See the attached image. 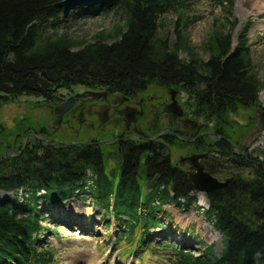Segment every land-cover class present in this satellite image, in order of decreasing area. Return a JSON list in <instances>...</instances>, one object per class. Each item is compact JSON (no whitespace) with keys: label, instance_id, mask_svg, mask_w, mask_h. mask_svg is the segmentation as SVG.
I'll return each instance as SVG.
<instances>
[{"label":"trees","instance_id":"1","mask_svg":"<svg viewBox=\"0 0 264 264\" xmlns=\"http://www.w3.org/2000/svg\"><path fill=\"white\" fill-rule=\"evenodd\" d=\"M60 1L0 0V105L21 96L44 98L51 104L59 89L73 87L123 95L151 85L179 89L191 100V116L212 125V133L220 138L211 146L205 170L219 180L231 181L206 195L204 215L221 235L220 252L214 254L208 245L195 255L165 243L161 248L169 250L165 264H264V161L246 152L237 154L228 142L229 114L259 106L262 84L252 68L248 26L235 39L231 30L213 28L204 42L208 58L200 60L183 35L187 22L181 26L179 19L175 22L174 45L160 34L162 17L182 12L188 0H111L70 13L74 18L93 17L107 10L121 21L112 35L99 34L92 43L74 49L76 44L67 33L48 35L57 34L65 25L56 7ZM212 1L226 13L234 3ZM182 50L188 60L180 58ZM232 125L241 129L233 128V133L248 128ZM168 139L163 138L175 146ZM16 147L0 138V193L22 192L20 202L0 198V264L54 262L40 245V235L47 229L41 224L45 216L39 204H59L78 195L90 197L108 224L113 218L122 225L128 241L137 232L136 242L142 244L148 230L162 226L157 213L165 216L164 206L186 211L197 201L188 174L171 164L165 146L154 142L119 146L122 175L116 185V169L106 172L109 157L94 145L54 148L32 139L20 154L7 157L6 152ZM138 179L144 182L143 189Z\"/></svg>","mask_w":264,"mask_h":264},{"label":"rangeland","instance_id":"2","mask_svg":"<svg viewBox=\"0 0 264 264\" xmlns=\"http://www.w3.org/2000/svg\"><path fill=\"white\" fill-rule=\"evenodd\" d=\"M185 4L186 7L183 11L181 10L182 12L177 14L169 12L162 17L160 34L167 36L169 44L174 45L177 38L175 22L179 19L178 26L187 22L188 27L184 30L183 35L185 39H188L189 49L192 47L194 55L200 60L208 58L204 42L213 28L224 31L231 30L232 37L235 39L238 31L243 26H248L246 38L252 51V68L259 83L262 84L258 92L259 106L255 109H241L236 113L229 114L231 121L229 143L237 154L243 155L246 152V155H252L253 158H257V161H264V131L258 134L244 149V145L247 144L246 134L257 123L256 111L264 109V0H234L229 13L216 7L212 0H188ZM225 17L235 25L230 26ZM191 20H194L192 24H190ZM64 21L65 25L55 31L57 34L49 32L48 35L67 33L68 38L76 44L74 49L92 43L99 34L112 35L117 25H120L118 23L121 22L118 16L107 10L98 12L93 17L74 18L70 14ZM179 56L182 60H188L189 55L182 50ZM85 89L84 87H73L71 92L67 89H59L56 95H68L69 92L82 94ZM145 90L152 96L163 99L160 101L161 104L163 102V106L170 104L169 92L178 90L175 94V101L188 120L194 119L189 106L191 100L179 89H162L157 85H151ZM90 121L87 120L84 123L82 131L79 130L77 136L74 133L78 129L75 122L71 123L72 129H69L68 126L55 124V117L50 105L44 98L21 96L0 105V125L4 131L0 132V138L7 139V143L10 145L17 147L22 145L23 147L33 139L31 135H37L38 139L42 140L46 137L43 136V133H47L49 143L52 141L53 145L63 146L71 141L88 142L91 139H93L91 141L100 142L115 141L123 130L122 128L114 130L110 124H103V127L95 132L96 128L89 129L88 127ZM196 123L204 124L210 133L209 137H206L207 148L219 142L218 137L211 131L212 125L205 124L202 119H196ZM233 123L248 128L243 133L240 131L233 133V128L241 130L232 125ZM96 124L97 122L94 123L95 127ZM165 125L166 117L162 113L157 126L162 128ZM56 127L59 129L54 132ZM100 148L103 154L109 157L106 158V172L118 170L121 161L117 156V147L103 144ZM15 149L12 150L13 152H6L7 157L15 156ZM196 152L191 145L179 142L168 149L171 164L184 171L186 166L180 164V160L198 154ZM20 153L21 151H18V154ZM244 175H248V172H245ZM21 194L20 191L1 192L0 198H9L20 202ZM196 199V204L186 211H180L172 205L164 206L166 215L157 213L162 226L157 228L158 230L155 229L156 231L148 232V235L142 238V244L136 242L137 232H134L132 239L128 241L125 233H122V225L113 219H109L108 224L107 216L90 197L78 195L59 204H39L38 208L42 210L40 214L45 216L41 220V224L47 229L40 235V245L51 253L54 261L52 264H165L163 259L169 251L161 250V245L165 243L191 250L195 255L201 252L204 246L212 245L213 253L218 254L222 249V238L220 233L214 230L210 220L205 218L204 211L207 209L205 194L196 193ZM122 219L125 220V217ZM158 241L160 249L154 248L153 245Z\"/></svg>","mask_w":264,"mask_h":264},{"label":"flooded vegetation","instance_id":"3","mask_svg":"<svg viewBox=\"0 0 264 264\" xmlns=\"http://www.w3.org/2000/svg\"><path fill=\"white\" fill-rule=\"evenodd\" d=\"M85 91L95 92L89 89H85L83 92ZM176 91H173L172 94L171 91L169 92L170 104L167 106H163V102L162 104L160 103L163 99L158 96H152L147 90L133 95H123L119 92L97 91L104 95H100L97 99L90 96L76 98L70 108L60 112V114L55 113V108L59 110L65 101L77 93L69 92L68 95H56V99L49 105L55 117V124H58V126H68L69 129H72L71 123L75 122L78 129L74 133L77 136L79 130L82 131L83 125L87 120H91L88 127L89 129L96 128L94 130L95 132L101 129L103 124H110L114 130L123 129L115 141H91L93 139L88 142L71 141V146L76 144H89L101 147L103 144H108L117 147L118 155L119 146L122 149L128 146L139 147L144 143L154 142L159 147L161 145L165 146L168 151L171 146L163 138L171 137L167 141L191 145L198 152L196 155H205V157L198 159V162L202 163L204 167V163L211 153V146L207 148L208 142L206 140L209 137V132L206 130L207 127L204 124L198 127L194 126L191 123L192 121L184 116V113L175 101ZM173 101L176 102L175 106L173 105ZM162 113L166 117V125L161 128L157 125ZM95 122H97L96 127L94 125ZM58 129L56 127L54 132H57ZM45 134L48 135L47 133ZM31 136L33 139L41 141L37 135ZM181 160L180 164L186 166V173H192L193 169L190 165L186 161L181 162Z\"/></svg>","mask_w":264,"mask_h":264},{"label":"water","instance_id":"4","mask_svg":"<svg viewBox=\"0 0 264 264\" xmlns=\"http://www.w3.org/2000/svg\"><path fill=\"white\" fill-rule=\"evenodd\" d=\"M109 1L111 0H62L56 4V7L61 9L62 18L66 19L69 16V14L74 10L87 9V8L94 7V6L104 5L105 3ZM172 93L173 91H171V94ZM100 95H104V94L100 92H93V91H87L82 94H76L73 97L69 98L67 101H65L60 106L61 107L59 108L60 111L57 108H55V113L60 114V112H63L67 110L68 108H70V106L74 103V100L76 98H81V97L83 98V97L90 96L94 99H97ZM173 105L174 106L176 105L175 101H173ZM256 112L257 113L255 117L257 119V123L254 124L251 131L248 134H246L247 144L244 145L245 149L249 146L252 140L258 136V134L264 131V109H257ZM191 123H193L194 126H197V127L199 126V124H197L196 121H192ZM41 141L44 142L46 145L48 144L47 140L42 139ZM69 145H71V143L65 145V147ZM53 146L58 148L57 145H53ZM24 147L25 146H23V148ZM202 157H205V155L203 156L191 155L181 160V162L186 161L190 165V167L193 169V172L189 173V178L192 182L194 190L197 191L198 193L208 194L212 191L219 190V189L226 187L228 183L231 181V179L228 178V179H225L224 181H219L217 178L210 175L207 171L204 170L202 163L198 162V159Z\"/></svg>","mask_w":264,"mask_h":264},{"label":"bare ground","instance_id":"5","mask_svg":"<svg viewBox=\"0 0 264 264\" xmlns=\"http://www.w3.org/2000/svg\"><path fill=\"white\" fill-rule=\"evenodd\" d=\"M5 195V194H4Z\"/></svg>","mask_w":264,"mask_h":264}]
</instances>
